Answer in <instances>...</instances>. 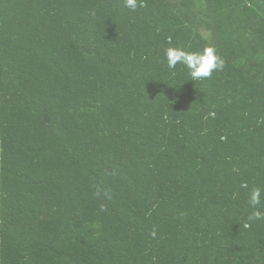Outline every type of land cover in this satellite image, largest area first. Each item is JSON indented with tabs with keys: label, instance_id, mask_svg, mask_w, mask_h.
Segmentation results:
<instances>
[{
	"label": "trees",
	"instance_id": "obj_1",
	"mask_svg": "<svg viewBox=\"0 0 264 264\" xmlns=\"http://www.w3.org/2000/svg\"><path fill=\"white\" fill-rule=\"evenodd\" d=\"M254 186L264 0H0V264H264Z\"/></svg>",
	"mask_w": 264,
	"mask_h": 264
},
{
	"label": "clouds",
	"instance_id": "obj_2",
	"mask_svg": "<svg viewBox=\"0 0 264 264\" xmlns=\"http://www.w3.org/2000/svg\"><path fill=\"white\" fill-rule=\"evenodd\" d=\"M140 3L141 0H123V6L131 11H136ZM163 56L169 69V78L177 75L178 66L194 81L210 79L214 72H221L225 67L224 59L213 46H204L198 50H187L182 46H168L163 49ZM241 187L246 188L247 186L241 185ZM247 199L252 208L247 220L249 222L264 221V211L258 207L264 201V188L251 187L247 192Z\"/></svg>",
	"mask_w": 264,
	"mask_h": 264
},
{
	"label": "crops",
	"instance_id": "obj_3",
	"mask_svg": "<svg viewBox=\"0 0 264 264\" xmlns=\"http://www.w3.org/2000/svg\"><path fill=\"white\" fill-rule=\"evenodd\" d=\"M0 206H1V204H0Z\"/></svg>",
	"mask_w": 264,
	"mask_h": 264
}]
</instances>
